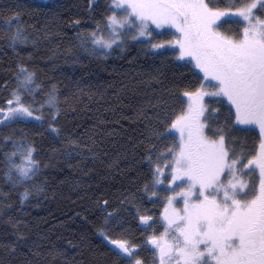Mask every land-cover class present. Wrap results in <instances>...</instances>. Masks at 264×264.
I'll use <instances>...</instances> for the list:
<instances>
[{"label":"snow or ice","instance_id":"6c2138e0","mask_svg":"<svg viewBox=\"0 0 264 264\" xmlns=\"http://www.w3.org/2000/svg\"><path fill=\"white\" fill-rule=\"evenodd\" d=\"M87 11L86 21L94 27L86 28L80 17L66 22L80 29L78 43H70L65 53L72 54L74 63L85 54L106 61L115 53L124 59L135 44L139 53L160 59L161 65L178 64L191 74L182 87H165L159 67L134 71L135 57H130L129 69L114 65V79L103 88L84 86L89 100L93 95L104 99L111 90L117 103L106 110L114 113L129 92L141 97L136 105H126L131 114L119 112L113 123L127 120L143 128L138 137L128 136L133 153L143 148L135 162H146L143 184L119 192L114 202L95 201L104 217L98 232L115 257L112 264H264V0H105L103 5L88 0ZM23 14L20 3L0 9V39L17 57L12 73L16 87L0 103V163L11 185L7 192L0 189V222L16 230V240L2 246L15 254L25 245L23 264H55L57 257L66 258V250L53 245L42 252L40 244L28 246L18 227L21 221L10 214L13 208L22 212L46 184L37 182L42 163L34 142L17 136L12 126L43 125L47 109L48 127L58 133L59 89L38 82L30 64L39 34L44 39L60 35L64 23H55L53 32L48 23L25 24ZM73 47L80 51L73 53ZM40 93L44 95L37 99ZM3 129L10 131L4 134ZM118 132L109 130L110 135ZM240 133L253 134V143ZM84 147L93 160L108 156L102 146L95 151ZM122 154L117 152L106 167L121 172ZM21 187L16 207L12 194ZM145 196L152 209L145 207ZM128 217L138 218L135 230Z\"/></svg>","mask_w":264,"mask_h":264},{"label":"trees","instance_id":"16d2710c","mask_svg":"<svg viewBox=\"0 0 264 264\" xmlns=\"http://www.w3.org/2000/svg\"><path fill=\"white\" fill-rule=\"evenodd\" d=\"M15 3H20L23 7L22 19L25 24H37L39 27L48 23L55 32V23L63 22L64 31L50 39H44L41 32L38 51L34 52L30 64L38 74V82L44 81L49 86L54 83L59 89L62 111L56 121L58 133L48 127L50 118L47 109L44 112L43 125L37 121L12 126L17 136L23 135L34 142L37 149L36 159L42 163V174L38 176L37 182L46 181L45 192L39 196L33 193L23 205L22 212L13 208L10 214L21 221L18 227L25 234L28 246L33 243L40 244L42 252H47L53 245L66 250V258L57 257L55 264H112L115 257L108 251L107 242L98 232V229L104 226V217L100 209L95 207V201L100 197L114 202L119 192L124 189L135 191L133 185L143 184L144 178L140 174L146 173V162L141 165L135 163L141 160L143 148H138L137 152L133 153L128 142L129 135L138 137L143 128L127 120H122L119 125L113 123L119 118V112L131 114V108L126 105H136L141 97L129 92L122 97L123 103L119 104V112L114 113L106 110L117 103L110 94L111 90L104 99L93 95L89 100V89L84 86L103 88L114 79V65L120 70L129 69L130 57H135V62L131 65L134 71L152 72L159 67L163 72L161 79L165 87H172L173 84H180L182 87L191 79V74L178 64L161 65L160 59L139 53V45L135 44H131L125 51L124 59H120L115 53L106 61L88 59L85 54L81 56L80 62L74 63L72 54L65 53L70 43H78L75 33L80 29L70 28L66 22L77 17L86 21L88 0H0V9L6 10L9 4ZM104 3L105 0H100L101 5ZM96 19L99 20V15H96ZM84 26L91 28L94 24L92 21H86ZM2 35L3 33H0V36ZM28 51L32 49L29 48ZM79 51L73 47V53ZM24 55L26 57L27 53ZM16 60V54L0 39V103L8 98L11 88L16 87L12 75L17 67ZM136 78L139 80L142 76ZM5 81H8L7 88ZM77 87L84 88V91L78 92ZM129 87L131 88V85ZM43 95L44 93H40L37 99ZM65 96L68 97L67 103L64 102ZM110 129H118L119 132L117 135H110ZM2 131L7 134L10 129ZM240 136H246L249 145L254 141V135L251 133H240ZM69 140H76L78 143L69 144ZM93 140L97 142L96 145H93ZM84 145L94 151L102 146L108 156L93 160L89 148ZM66 152L70 155H65ZM117 152L123 153L120 157L121 172L106 167V163L114 158ZM101 160L105 163H101ZM2 172L3 164L0 163V189L7 192L11 185L6 182ZM30 184L31 182L29 186ZM23 190L21 187L18 192L12 194L16 207H20L17 198ZM144 199L145 207L152 209L146 196ZM128 222L135 230L139 221L138 218L132 220L128 217ZM15 231L10 224L0 222V261L3 264H23L26 259L25 245H20L15 254L2 246L16 240ZM135 235L138 237L139 232H135ZM46 259L51 261L52 257L48 256Z\"/></svg>","mask_w":264,"mask_h":264},{"label":"rangeland","instance_id":"374dc122","mask_svg":"<svg viewBox=\"0 0 264 264\" xmlns=\"http://www.w3.org/2000/svg\"><path fill=\"white\" fill-rule=\"evenodd\" d=\"M31 119V118H30Z\"/></svg>","mask_w":264,"mask_h":264}]
</instances>
